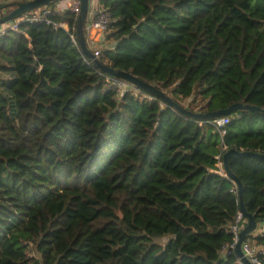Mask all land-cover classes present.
<instances>
[{"label": "trees", "instance_id": "trees-1", "mask_svg": "<svg viewBox=\"0 0 264 264\" xmlns=\"http://www.w3.org/2000/svg\"><path fill=\"white\" fill-rule=\"evenodd\" d=\"M15 1L0 0V16ZM99 4L110 15L101 62L192 113L259 109L228 113L220 136L137 84L109 86L71 38L70 7L48 15L66 29L22 19L0 30V264H235L239 189L218 160L232 147L264 154V0ZM228 165L257 226L264 156ZM244 240L264 264V229Z\"/></svg>", "mask_w": 264, "mask_h": 264}, {"label": "water", "instance_id": "water-1", "mask_svg": "<svg viewBox=\"0 0 264 264\" xmlns=\"http://www.w3.org/2000/svg\"><path fill=\"white\" fill-rule=\"evenodd\" d=\"M50 1H53V0H25V1L17 0V1H15L16 6L14 7L13 10L9 11L6 15L0 16V24L5 23V22H7L13 18H17L20 14H22L26 11H29L33 8H37L41 5L48 4V2H50ZM79 4H80V6H79V11H78L77 26H76V36H77L78 43L80 45L82 52L86 56H88L91 59V61L95 64V66L97 68H99L102 72L110 74V75L125 78V79L139 85L140 87L154 93L155 95L161 97L162 99L166 100L169 104L176 106L182 112L193 114L197 117L213 118L215 116H219L222 114L231 113L239 107H248L252 110L259 109V106H256V105H251V104L244 105L241 102H234L225 108H219V109H216L213 111H207L204 113H202V112L192 113L190 110L185 109V108L181 107L180 105H178L174 100H172L169 97V95L165 94L162 90L156 88L152 84L147 83L146 81H143L142 79L138 78L137 76H135L134 74H132L128 71L116 69V68L112 67L111 65H107V64L101 62L99 60V58L93 54L90 47L87 45V41H86V38H85V35L83 32L84 23H85L87 13H88V0H79ZM239 154H255V155H259V156H264V154L263 153H257V152L255 153V152L246 151V150L240 151V150L232 147V148L225 150L223 155H222L223 169L225 171V174L229 175V177H231L236 182V184L238 186L240 210H241L242 214L246 217V220H247L245 225L240 229V231L238 233V239L235 243L234 250H235L237 256H239L245 264H252L251 261L244 255L242 248H241V244H242V241L244 240L246 234H248L249 232H251L253 229L256 228V221L253 218V215L250 212H247L245 209V205H244V202H243V199L241 196L242 182L239 179V177L236 176L231 171V169L229 168V165H228V158L230 156L239 155Z\"/></svg>", "mask_w": 264, "mask_h": 264}, {"label": "built area", "instance_id": "built-area-1", "mask_svg": "<svg viewBox=\"0 0 264 264\" xmlns=\"http://www.w3.org/2000/svg\"><path fill=\"white\" fill-rule=\"evenodd\" d=\"M79 6H80L79 0L72 1L71 4L69 5L70 8H72L73 10L77 12L79 11ZM53 11H58V10L54 8L52 4L41 5L37 7L36 9L26 11L24 16L21 18H18V17L13 18L5 23H2V25H0V30H3L4 28H11V29L18 30L19 28H18L17 22L18 20H22V19L29 20V21L43 20L46 23H50L53 26L59 25L65 29L68 28V24L66 22L64 21L56 22L53 19L48 17L49 13ZM109 19H110L109 13L106 10L101 9L92 20L87 22L86 26L94 28L99 34H102L103 39H104ZM71 38L74 42L76 41L78 42L77 36L75 38L73 36V33H71ZM92 49H93V54L96 57H98V55L100 54L99 46H93ZM106 78H107L109 86H114L117 89L124 90V91H130L134 94H138L140 92V88L137 85H135V83L125 78L110 75V74H107ZM207 120L213 124L214 128L218 131L220 136H223L226 132L225 125L230 120V116L227 114H222L219 116H215L213 118H209ZM216 157L219 158V155H216ZM218 166L222 167L223 173L225 174L221 160H218ZM246 221H247L246 217L242 214L241 210L239 209L235 217V222L231 225V230L233 231V234H234L233 242L231 244L233 248L238 239V233L240 229L244 226ZM241 248H242L244 255L251 261L252 264H261V262L259 261L257 257V252H256L257 248L253 244H251L249 241L243 240L241 244ZM235 264H245V263L241 260L239 256H237L235 260Z\"/></svg>", "mask_w": 264, "mask_h": 264}, {"label": "crops", "instance_id": "crops-1", "mask_svg": "<svg viewBox=\"0 0 264 264\" xmlns=\"http://www.w3.org/2000/svg\"><path fill=\"white\" fill-rule=\"evenodd\" d=\"M72 1L75 0H56L52 6L56 8L57 10L63 9L65 7H69ZM88 16V15H87ZM96 16V14L93 17H90L91 20ZM87 45L89 47L93 46H99L102 43L103 36L102 34H99L94 28L92 27H87ZM264 229V222H259L255 228V231L253 232L254 234L262 231Z\"/></svg>", "mask_w": 264, "mask_h": 264}, {"label": "rangeland", "instance_id": "rangeland-1", "mask_svg": "<svg viewBox=\"0 0 264 264\" xmlns=\"http://www.w3.org/2000/svg\"><path fill=\"white\" fill-rule=\"evenodd\" d=\"M100 10H101V7L99 4V0H88V16L93 17ZM0 25H2V23ZM109 43H110V40H108L107 44H109ZM1 63H7L6 58L4 57V55L2 53H0V64ZM0 74L7 75V72L2 70V71H0ZM254 231H255V229H253L251 232H254ZM166 239H167V237H162V238H159L157 240H159L161 242H165Z\"/></svg>", "mask_w": 264, "mask_h": 264}]
</instances>
